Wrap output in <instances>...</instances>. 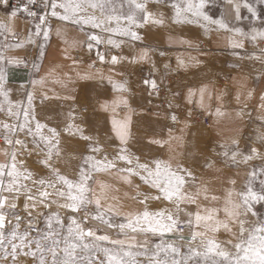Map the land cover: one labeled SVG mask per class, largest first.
Returning <instances> with one entry per match:
<instances>
[{"label": "crops", "instance_id": "crops-1", "mask_svg": "<svg viewBox=\"0 0 264 264\" xmlns=\"http://www.w3.org/2000/svg\"><path fill=\"white\" fill-rule=\"evenodd\" d=\"M93 2L103 3V9L81 15H95L103 22L100 28L81 23L59 30L52 21L38 23L0 9V133L13 141L8 160H2L0 148V165L8 164L16 151L17 168L27 169L33 179H51L66 187L40 163L49 147L40 138L46 137L55 145L49 162L60 174L73 183L81 181L82 173L91 177L84 186L93 202L80 212L52 204L38 208L33 218L37 212L46 218L58 211L85 222L98 236L147 241L148 249L157 236H177L178 231L161 235L125 228L121 234L92 216L103 215L113 225L132 221L138 228L159 229L171 213L180 221H193L191 228L182 224L187 240L200 231L206 232V239L230 247L226 242H235L238 225H230L232 232L213 233L205 224L214 221L202 220L197 229L195 217L188 214L200 211L204 216L205 209H219L215 219L223 220V210L235 209L248 188L264 192V0H204L201 15L195 14L200 0ZM189 4L193 9L185 11ZM132 5L140 10L138 19L132 18ZM108 28L115 31H105ZM93 35L99 42L90 39ZM153 84L167 89L166 109L132 91ZM195 113L208 117L210 125L191 123ZM28 128L33 135L27 134ZM17 139L26 147L15 144ZM173 173L184 176L182 193L199 194L196 203L181 202L177 209L175 196L166 200L152 186L154 181L167 184ZM23 183L31 186L30 181ZM25 202L20 195L11 211L25 214L21 222L27 224ZM252 209L255 216L243 217L247 224L264 220V201L253 202ZM158 212L165 217L156 216Z\"/></svg>", "mask_w": 264, "mask_h": 264}, {"label": "snow or ice", "instance_id": "snow-or-ice-1", "mask_svg": "<svg viewBox=\"0 0 264 264\" xmlns=\"http://www.w3.org/2000/svg\"><path fill=\"white\" fill-rule=\"evenodd\" d=\"M106 2L110 3L111 0H106ZM155 2L161 3L162 0H155ZM136 6L138 8L144 7L139 4ZM97 7H100L102 10L103 3L93 2V0H50L51 16L63 21H71L72 24L92 23L93 27L100 28L103 22L97 21L95 15H81V13L86 14L89 9H95ZM193 7L194 5L189 4L185 11H191ZM195 7L197 8L195 14L201 15L202 13L199 12V9L204 7V0H200L199 5ZM58 8L64 10L63 14L56 11ZM29 14L31 15L32 13ZM179 14L178 9L177 16ZM204 19L208 20L209 17L205 15ZM154 22L162 23L163 21L156 20ZM213 23L219 22L213 21ZM220 26L226 27L223 23H220ZM105 31L115 30L108 28ZM131 35L134 39L138 38L135 33H131ZM45 36H47V33H45ZM90 39L99 42L97 36L93 35ZM88 46L89 48L92 47L91 44ZM100 59L103 60V56ZM112 62L116 63L117 58L112 57ZM153 87H155V84H153ZM3 127L7 129L9 126L4 124ZM23 127L21 126L22 130ZM41 127L37 123V130ZM50 131L53 132L54 136L56 135L55 130ZM27 134L33 135L31 128H28ZM117 134L119 135L120 133L118 132ZM40 139L49 145L45 153V158L40 163L49 169L58 178V181L62 182L66 187H58V182L51 179L45 180L42 177L33 179L31 172L27 169L21 170L17 168V152L12 151L10 153L9 163L0 165V252L3 253L0 255V260L7 262L11 258V264H22L19 260L20 257L30 258L33 264H189L190 261L192 264H201V260L203 264H264V221L247 224L246 219L243 218L247 217L249 213L253 216L256 215L252 209L253 202L259 203L264 201V192L255 193L251 188H248L246 194L241 193V203L235 206V209H242V211L235 209L229 210L226 207L223 210L225 213V219L223 220L215 219V214L219 209H205L204 211L208 214L204 216L201 215L200 211L188 214L189 216L195 217V228L197 229L200 227L202 220L214 221L213 224H205L207 231L213 233L218 232L220 229L232 232L230 225H238V233L233 234L235 236V242L233 240L226 242L227 245L231 246L230 248L222 246L220 242L214 239H206V232L193 231L187 241V251L185 253L180 251V247L175 242L158 244L154 250L149 252L147 250V241L126 243L125 240L110 239L108 235L98 236L91 228L84 229L80 227L75 218H70L71 224L67 226V231L63 232L62 229H64L65 225L63 220L60 219L58 211L50 213L47 216L45 219V230L36 228L35 225L39 219L45 216L43 212H37L36 218L32 217V213L38 208L46 209L52 204H56L58 208L80 212L88 204L93 202L85 195L87 189L84 186V182L91 179V177L82 173L80 182H70L49 162L52 160V148L55 145H51V142L47 141L46 137H41ZM5 140L9 144L13 143L7 137H5ZM14 143L20 145L21 148L26 147L22 140L17 139ZM33 143L37 148L40 147L39 142L35 139ZM40 150L44 151V149ZM5 154L9 155V153ZM56 155H59L58 151ZM232 158L235 159L234 153ZM119 159L123 160L125 157L120 156ZM128 163L130 164L131 161H128ZM109 167H115V165L110 164ZM140 167L147 170V165H140ZM180 171L184 172L187 176L192 175L186 169L181 168ZM172 176L175 178V185L172 184ZM172 176L169 177L167 184L162 186L154 181L152 186L160 189L163 198L166 200L171 201L175 196L177 201L175 207L177 209H179L181 202L196 203L198 193L194 196H189L187 193L181 192V187L186 183L184 176L175 173ZM6 177L10 179H6ZM25 180L30 181L31 186L23 183ZM73 189H75V194L72 191ZM5 192L10 195L5 196ZM20 195L25 197L26 202L24 208L29 217L23 232L19 230L22 218L14 212H12L11 217L5 214L6 211H11L16 208L15 200ZM155 198L160 199L159 196ZM143 202L141 201V203ZM95 203L99 208L100 200L97 199ZM155 215L165 217L163 212H158ZM142 216L147 219L149 213L145 211ZM87 218V215H85L84 221ZM165 218L168 223L161 225L159 229H145L143 227L138 228L137 224H134L132 221H129L127 224L113 225L110 221L105 220L103 215L97 214L92 216V219L101 221L109 228L115 227L120 229L121 234H125V228H130L132 232L139 231L145 233L151 231L153 234L159 232L162 235L165 231H182V224H187L190 228L193 227L192 220L180 221L171 213L167 214ZM6 224L8 226L7 231L5 230ZM33 232L36 233L35 236H32ZM130 239L135 240V237H131ZM197 240H199V243H196ZM101 242H107L112 247H105ZM137 248L142 249V251H133V249ZM137 257H144V260L140 261Z\"/></svg>", "mask_w": 264, "mask_h": 264}, {"label": "built area", "instance_id": "built-area-1", "mask_svg": "<svg viewBox=\"0 0 264 264\" xmlns=\"http://www.w3.org/2000/svg\"><path fill=\"white\" fill-rule=\"evenodd\" d=\"M0 9L3 10H9L13 11L16 14L28 18L30 20L36 21L38 23H44L46 21H52L55 26L59 30H66L69 28V26L72 25L71 21H63L60 20L57 17L51 16V8L50 4H46L43 0H0ZM56 11L60 14V11L56 9ZM29 13H32L31 15ZM133 92L140 93L145 95L149 102L159 108L166 109L168 107V91L165 87L162 86H155V87H150L148 89L146 88H132ZM87 108H83V112H87ZM189 120L193 124H204L206 126L210 125V120L208 117L202 115L201 113H195L189 117ZM5 137H7L8 140H11L12 138L0 133V148H1V158L2 160H8L9 155H6L5 153H9V148L11 144L7 143L5 140ZM13 211H8L5 212L6 216L11 217ZM15 213V212H14ZM16 214V213H15ZM19 215L22 219L25 216V214H16ZM21 219V220H22ZM26 221L23 220L21 222L24 226V229L26 227ZM7 227V224H6ZM36 228L41 229V224L37 223L35 225ZM182 231L178 232H184L186 230V227L184 225H181Z\"/></svg>", "mask_w": 264, "mask_h": 264}, {"label": "rangeland", "instance_id": "rangeland-1", "mask_svg": "<svg viewBox=\"0 0 264 264\" xmlns=\"http://www.w3.org/2000/svg\"><path fill=\"white\" fill-rule=\"evenodd\" d=\"M180 1V0H179ZM58 11H60L61 13L64 12L62 9H57ZM139 11L137 8H134L133 5H132V8H131V13H132V18H136L138 19L139 17ZM47 218V216H46ZM42 219L39 223L41 224V229L40 230H45L46 229V225H45V219ZM70 218H75L74 216H60V219L63 220L64 222V229H62L63 232H66L67 231V226H69L71 224V219ZM77 223L80 225V227L84 228V229H88L87 226H85V222H81L80 219L78 218H75ZM264 219V218H263ZM264 221V220H262ZM15 223V221H13ZM24 226L22 223H20V232H23L25 229H24ZM75 227V226H73ZM6 231L8 230V226L6 227L5 229ZM36 233L33 232L32 233V236H35ZM181 237H183V239H181ZM187 237H185V231L184 232H178L177 236H157V238H155L153 244L151 245L150 248H148L147 250L149 252H151L152 250H154L155 246L158 245V244H161V243H168V242H175V244L177 246L180 247V251L182 253H185L187 251ZM86 242H88L86 240ZM103 246H105L104 243H101ZM222 246H225V245H222ZM34 247V245H33ZM105 247H112V246H105ZM226 247H229V246H226ZM231 247V246H230ZM229 247V248H230ZM133 251H142V249H133ZM3 253L0 252V255H2ZM50 259V257H49ZM138 260L140 261H143L144 260V257H137ZM19 260L22 262V264H33V261L30 259V258H24V257H20ZM0 264H11V258H9V261L5 262V261H2L0 260ZM189 264H192V262L190 261ZM201 264H203V261L201 260Z\"/></svg>", "mask_w": 264, "mask_h": 264}]
</instances>
